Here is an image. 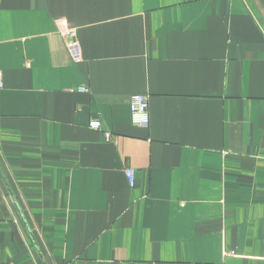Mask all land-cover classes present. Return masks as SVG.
<instances>
[{"label": "crops", "instance_id": "obj_1", "mask_svg": "<svg viewBox=\"0 0 264 264\" xmlns=\"http://www.w3.org/2000/svg\"><path fill=\"white\" fill-rule=\"evenodd\" d=\"M0 71V264H264V0H0Z\"/></svg>", "mask_w": 264, "mask_h": 264}, {"label": "built area", "instance_id": "obj_2", "mask_svg": "<svg viewBox=\"0 0 264 264\" xmlns=\"http://www.w3.org/2000/svg\"><path fill=\"white\" fill-rule=\"evenodd\" d=\"M69 33V32H68ZM67 33V35H68ZM71 48L74 57L78 58V48L74 45H69ZM3 87L2 83V74L0 71V90ZM81 92H86L85 89H80ZM129 111L131 114V123L135 127H147L149 122V114H148V100L147 97L142 95H133L130 96L129 100ZM89 127L93 130H100L101 129V123L97 119H92L89 122ZM105 136L107 138L111 137V134L109 132L105 133ZM125 177L127 182L130 184V186L133 185V176L134 171L132 169H125L124 171Z\"/></svg>", "mask_w": 264, "mask_h": 264}]
</instances>
